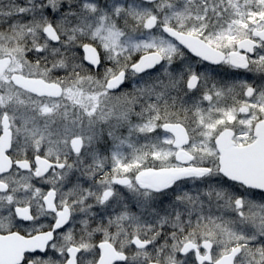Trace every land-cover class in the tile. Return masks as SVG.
I'll list each match as a JSON object with an SVG mask.
<instances>
[{
  "label": "snow or ice",
  "instance_id": "snow-or-ice-1",
  "mask_svg": "<svg viewBox=\"0 0 264 264\" xmlns=\"http://www.w3.org/2000/svg\"><path fill=\"white\" fill-rule=\"evenodd\" d=\"M0 264H264V0H0Z\"/></svg>",
  "mask_w": 264,
  "mask_h": 264
}]
</instances>
